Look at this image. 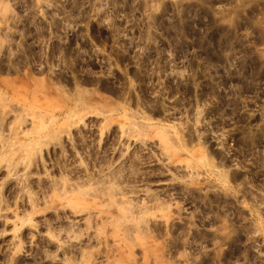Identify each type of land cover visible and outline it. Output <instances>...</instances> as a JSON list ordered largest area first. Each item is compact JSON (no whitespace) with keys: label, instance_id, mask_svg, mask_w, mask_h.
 <instances>
[{"label":"rangeland","instance_id":"1","mask_svg":"<svg viewBox=\"0 0 264 264\" xmlns=\"http://www.w3.org/2000/svg\"><path fill=\"white\" fill-rule=\"evenodd\" d=\"M0 116V264H264V0H0Z\"/></svg>","mask_w":264,"mask_h":264},{"label":"bare ground","instance_id":"2","mask_svg":"<svg viewBox=\"0 0 264 264\" xmlns=\"http://www.w3.org/2000/svg\"><path fill=\"white\" fill-rule=\"evenodd\" d=\"M11 109L13 110V108L11 107L9 111H11ZM14 109H17V108H14ZM20 109H21V108H20ZM11 112H13V111H11ZM14 113H15V111H14ZM19 115H20V114H19ZM17 116H18V115H17ZM0 117H1V116H0ZM3 117H4V115H3ZM21 117H23V116L21 115ZM52 117H53V116H52ZM69 117H70V116H69ZM42 118H43V117H40V118L38 117L39 126H40L39 129H40L41 127H44V124H43V123H44V120H45V119H42ZM18 119H19V120H18ZM18 119H17V120H18V123H19V122L22 123L23 118L21 119L20 116H18ZM66 119H68V118H66ZM2 120H3V118L0 119V122H1L0 124L3 126ZM50 120H51V119H50ZM45 121H47V119H46ZM66 121H67V120H66ZM68 121H69V119H68ZM134 122H135V121H134ZM134 122H132V126H133L134 130L136 129V127L138 128V126H139V127L142 126V125H140V124H137V122H135V123H134ZM16 123H17V122H16ZM16 123H15V124H16ZM21 123H19V124H21ZM19 124H17V126H19ZM68 124H69V123H68ZM136 124H137V125H136ZM15 127H16V126H15ZM1 128H2V127H1ZM9 129H10V128H9ZM138 129H140L139 131H141V128H138ZM10 130H11V129H10ZM35 131H36L35 133H37L38 137H37L36 139H31L30 142L27 143V144L25 145L26 147H27V146H31V142H32V144H36V143H39V142H42L43 144L50 143L49 141L42 139V137L47 136V134H45V133H43V132L41 133L38 129H36ZM135 131H136V133H139L138 130H135ZM31 133H32V131H28V132L26 131V132H23V134H22L23 137L21 136V138H24V136L27 137V135H29V134H31ZM161 133L164 135V137L167 136V135H166V130H165V128L162 129V132H161ZM15 135H16V133H15ZM2 139H3V138H2ZM5 140H6V139H5ZM5 140H3V141H5ZM8 142H9V141H7L6 143H8ZM8 145H11V144L8 143ZM6 146H7V144H6ZM0 153H1V151H0ZM223 174H226V172H223ZM89 180H90V179H89ZM54 183H55V182H54ZM57 184H59V183L56 182L55 185H53V186H56ZM61 184H62V185L64 186V188H65L66 185H64L63 183H60V185H61ZM82 184H83V183H82ZM82 184H81V185H82ZM110 185L112 186L113 184H110ZM58 186H59V185H58ZM77 186H80V185L78 184ZM74 187H75V186H74ZM113 187H114V186H113ZM88 188H92V187H88ZM111 189H114V188H111ZM88 190H90V189H88ZM84 191H85V190H84ZM93 191H94V189H93ZM49 225L51 226V224H49ZM47 226H48V225H47ZM52 226H53V225H52ZM52 226H51V228H52ZM65 229H67V228H65ZM71 230H72V229L70 228V230L67 229V230H65V231H67V232L69 233V232H71ZM51 232H53V231H51ZM51 232L49 233V235H50L51 238H52V237H55V238L58 237V235H57L58 233H57V232H56L57 234L54 233L55 231H54L52 234H51ZM70 258H71V257H70ZM72 260H73V259H72ZM72 260H69V261H71L73 264H75ZM65 262H68V260L65 261ZM67 264H68V263H67ZM69 264H70V262H69Z\"/></svg>","mask_w":264,"mask_h":264}]
</instances>
